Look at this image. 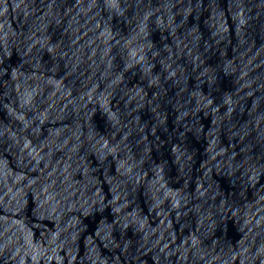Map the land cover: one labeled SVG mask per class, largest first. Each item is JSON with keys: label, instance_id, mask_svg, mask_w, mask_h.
<instances>
[{"label": "water", "instance_id": "1", "mask_svg": "<svg viewBox=\"0 0 264 264\" xmlns=\"http://www.w3.org/2000/svg\"><path fill=\"white\" fill-rule=\"evenodd\" d=\"M0 264H264V0H0Z\"/></svg>", "mask_w": 264, "mask_h": 264}]
</instances>
